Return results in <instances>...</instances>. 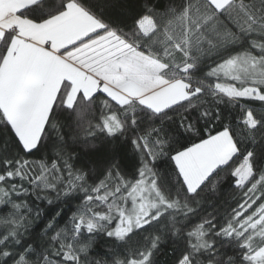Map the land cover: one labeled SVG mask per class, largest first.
I'll list each match as a JSON object with an SVG mask.
<instances>
[{"label": "snow or ice", "instance_id": "6c2138e0", "mask_svg": "<svg viewBox=\"0 0 264 264\" xmlns=\"http://www.w3.org/2000/svg\"><path fill=\"white\" fill-rule=\"evenodd\" d=\"M169 244L264 264V0H0V264Z\"/></svg>", "mask_w": 264, "mask_h": 264}, {"label": "trees", "instance_id": "16d2710c", "mask_svg": "<svg viewBox=\"0 0 264 264\" xmlns=\"http://www.w3.org/2000/svg\"><path fill=\"white\" fill-rule=\"evenodd\" d=\"M172 245H168L164 249H162L161 254L159 256V264H172ZM109 248V245L105 243L103 239L97 241V245L93 250V253H99L103 255ZM230 254V249H225Z\"/></svg>", "mask_w": 264, "mask_h": 264}]
</instances>
